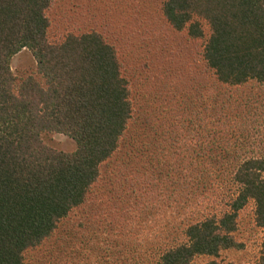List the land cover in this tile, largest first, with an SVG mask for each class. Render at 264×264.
I'll return each instance as SVG.
<instances>
[{"label": "trees", "instance_id": "16d2710c", "mask_svg": "<svg viewBox=\"0 0 264 264\" xmlns=\"http://www.w3.org/2000/svg\"><path fill=\"white\" fill-rule=\"evenodd\" d=\"M52 1L0 0V264H42L30 252L42 245L60 220L71 218V212H78L91 201L89 213L97 216L104 208L101 202L113 199L109 194L114 190L97 185L101 165L117 154L125 161L118 165L128 169L138 164L134 159L137 148L132 145L140 148L153 141L163 145L157 144V150L156 146L150 147L140 156L147 166L168 163L178 173V167L187 171V166L194 164V178L201 174L195 182L201 183L218 171L217 175H222L232 188V195L219 213L187 221L178 232L180 239L175 238L169 245L137 248V242L130 241L132 233L114 235L115 216L110 215L104 226L111 234H106L99 247L110 256L119 253L117 247L127 248L129 264H191L199 256L211 257L207 264H220L214 260L220 251L241 247L233 236L236 215L251 201L255 224L262 229L255 264H264V149L235 142L232 148L219 149L212 139L206 153H200L168 140L164 131H144L142 123L151 113L147 109L148 97L155 100L157 93L144 94L142 101L130 100L116 49L96 31L68 33L49 41L45 12ZM159 1L158 13L171 32L203 41L201 59L217 86L248 88L264 83V0ZM21 49L29 51L35 69L17 76L12 74L9 62ZM246 91L235 98L237 103H228L232 111L239 107L233 116L244 123L240 130V135L245 134L243 139L248 135L246 121L255 124L264 118V111L256 110L258 103ZM216 95L211 100H216ZM227 101L224 99V103ZM134 113L145 117H134ZM133 122L137 123L136 129L132 128ZM218 125L221 127L220 122ZM45 132L69 137L74 142L73 150L47 146L41 138ZM170 142L174 150L180 148L187 153L178 157L173 153L168 160L162 151ZM119 148L128 149L125 157L119 156ZM143 182L142 179L136 194L141 193ZM114 184L119 188L121 182ZM186 185V181L180 182L178 190L187 196L196 193L197 186ZM137 205L138 198L130 208L136 210ZM116 206L117 203L110 208ZM128 215L124 218L130 224L133 215ZM144 251V256L137 258Z\"/></svg>", "mask_w": 264, "mask_h": 264}, {"label": "rangeland", "instance_id": "374dc122", "mask_svg": "<svg viewBox=\"0 0 264 264\" xmlns=\"http://www.w3.org/2000/svg\"><path fill=\"white\" fill-rule=\"evenodd\" d=\"M159 3V0H53L45 12L49 20L46 35L49 41H57L68 33L96 31L113 45L122 73L127 78L130 100L142 101L144 94L157 93L155 100L148 97L147 109L151 112L148 116L134 113V117L147 118L142 123L144 131L151 134L164 131L163 135L168 140L179 142L187 150L190 147L200 150V153H206L212 139H215L214 144L219 149L232 148L234 142L248 148L257 146L264 149V118L255 124L246 121L245 131L248 135L243 139L241 137L245 134L242 135V132L240 135V130L244 123L239 121L237 115L233 116L239 107H234L233 111L229 109V104L238 102L242 90H247L251 99L261 104L255 105L256 110L263 112L264 83L249 85L248 88L217 86L211 70L201 59L203 41H193L171 32L158 13ZM159 62H162L161 66H151ZM9 66L12 74L17 76L34 72L35 69L34 60L27 49L14 54ZM215 95L216 100H211ZM224 99L228 101L224 103ZM252 119H255L253 114ZM137 127V123L133 122L132 128ZM41 138L44 144L55 150L69 152L74 148V142L61 133L45 132ZM157 144L153 141L140 148L133 144L132 148H137L134 159L138 164L128 169L118 165L123 160L117 154L102 164L97 185L104 190H114V194H109L113 199L100 201L104 208L97 216L89 213L93 207L92 201L76 210L78 212H71V218L60 220L42 245L30 252L32 257L41 259L42 264H129L127 248L117 247L119 253L110 256L99 247L106 234H111L107 225L104 226L108 216H115V223L112 224L113 230H116L114 235L130 232V241L137 242V248H140L142 245L158 246L160 243L169 245L175 238L180 239L178 232L187 221L211 212L219 213L228 196L232 195V188L224 177L214 171L213 177L201 183L195 182L201 174L194 178V164L186 165L187 171L178 167V173L168 163L155 166L153 162L154 166H147L140 156L155 146L157 150ZM158 145L162 146L163 143ZM164 146L166 151H162V154L168 160L173 153L175 157L187 153L180 148L174 150V143L171 142ZM118 151L122 153L119 156L125 157L128 149L119 148ZM142 179L144 187L140 189L143 192L136 194ZM182 181L187 182L186 186H197L196 193L187 196L185 191H179L178 184ZM113 182H121V185L119 188L116 184L112 186ZM128 184L131 185L130 189H127ZM136 198L139 205L135 210L130 206ZM115 203L116 208H110ZM132 210L135 215L130 212ZM81 214L85 215L80 218ZM127 214L128 218L133 215L134 221L130 224L124 218ZM233 236L241 247L220 251L214 260L220 264H255L261 247L262 229L255 224L251 201L237 212ZM144 254L145 251L141 252L137 258ZM209 259L211 257H195L191 264H207Z\"/></svg>", "mask_w": 264, "mask_h": 264}]
</instances>
